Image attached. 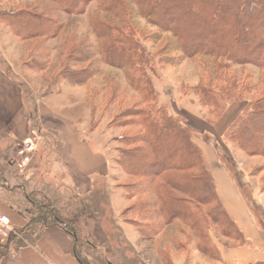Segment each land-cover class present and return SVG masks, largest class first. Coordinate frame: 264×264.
Masks as SVG:
<instances>
[{
    "label": "trees",
    "instance_id": "trees-1",
    "mask_svg": "<svg viewBox=\"0 0 264 264\" xmlns=\"http://www.w3.org/2000/svg\"><path fill=\"white\" fill-rule=\"evenodd\" d=\"M47 1L51 3L46 9L48 14L72 15L83 14L93 1L98 3L97 11L91 14V28L97 40L92 52L97 51L100 62L121 70L126 83L138 94L134 107L119 114H127L123 125L133 131L119 137L123 146L114 149L113 158L125 175L134 179L126 185L128 198L134 199L127 208L134 214L128 223L143 239L151 240V233L159 228L157 217L167 224L180 221L195 233L198 249L209 257L211 250L199 226L205 217L228 229L234 227L243 239L217 196L201 149L193 140L194 130L177 121L158 103L157 92L144 69L145 48L135 39L134 16L156 27L158 39L169 35L161 48L164 53L175 54L169 57V64L182 57L201 63L203 78L193 87L200 103L214 109L220 100L226 99L214 121L229 103L246 101L243 113L224 135L245 154L264 157V0ZM0 21L21 41L35 37L52 39L60 31V23L55 19L23 9L0 12ZM235 65L257 69L262 76L260 83L252 85L238 78L232 72ZM74 77L70 74L63 79L82 83ZM250 93L260 94L249 99L246 95ZM214 200L216 204L212 205ZM35 208L27 230L20 236L31 224L43 228L58 225L78 240L69 220L49 202H37ZM20 236H10L5 245L12 241L21 243ZM77 243L74 249L77 261L90 264ZM217 258L218 250L211 259Z\"/></svg>",
    "mask_w": 264,
    "mask_h": 264
},
{
    "label": "rangeland",
    "instance_id": "rangeland-1",
    "mask_svg": "<svg viewBox=\"0 0 264 264\" xmlns=\"http://www.w3.org/2000/svg\"><path fill=\"white\" fill-rule=\"evenodd\" d=\"M97 4L93 1L87 5L83 14L72 15L62 12L48 14L46 9L51 7V3L47 0H0L2 13L12 9H23L39 16H48L60 23V31L52 39L35 37L21 41L15 38L16 43L10 45L9 41L1 40V47L10 53V59L17 66L16 73L11 67L8 69L14 73L15 81L21 85L24 104L29 111L31 128L29 140L33 144L42 142V139L36 136L41 124L37 116V106L42 104H38V100L42 97H55L63 92V96L67 97L61 104L73 108L74 114L80 116L81 125L84 124L97 141L110 148L113 166L118 170L112 173L113 188L125 197L118 208V218L121 219V223H125L128 237L112 228L110 231L113 234L115 252L121 258V263L201 264L204 261H211V257H216L220 245L244 242L234 227L231 229L223 227L210 217L203 219V223L199 226L211 250L209 257L198 249L195 233L180 221L167 224L162 218L157 217L155 222H158L159 228L151 233V240L143 239L136 228L128 223L129 218H133L134 214L127 208L134 203V199L128 198L126 185L134 179L128 178L113 158L114 149L123 146V139L119 137L131 134L133 131L132 127L123 125L124 120L128 118L127 114L123 116L119 114L134 107L138 94L126 83L121 70L100 62L97 51L92 52L91 47H96L97 40L91 28V14L97 11ZM0 23L5 25L1 21ZM134 23L135 39L145 48L147 64L144 69L152 83L154 81L158 103L164 105L172 117L177 121L181 120L185 125H187L186 116L191 114L204 121L213 122L226 99L220 100L214 109L200 103L198 95L190 86L203 78L204 70L201 63L197 59L196 61L183 57L180 59L176 54L177 60H180L169 64L167 61L174 53L161 51L169 35L165 34L158 39L156 34L158 29L137 16H134ZM5 26L8 28L7 25ZM0 62H3L1 54ZM61 71L63 77L60 75ZM232 72L252 85L254 82L260 83L262 77L257 69L249 65H235ZM70 74H74V78L82 83L63 79ZM248 75L251 78H247ZM259 94L250 93L246 97L254 99ZM202 136L211 140L208 134ZM212 142L219 158L227 165L237 182L247 204L258 217H261L259 209L253 206V197L256 192H264V157L245 154L226 135L222 140L216 141L212 138ZM3 143L0 146L4 148L6 146L8 153L5 155V152H0V155L4 154L6 159L0 164L4 163L8 166L12 162V168L18 169L11 155L14 144L11 140H5ZM0 185L11 186L7 179ZM30 198L33 200L31 196ZM33 201L34 204L38 202L35 199ZM215 204L216 200L212 202V205ZM29 208L33 210L31 205ZM9 245H12V242ZM7 246L5 242H0V252H4Z\"/></svg>",
    "mask_w": 264,
    "mask_h": 264
},
{
    "label": "crops",
    "instance_id": "crops-1",
    "mask_svg": "<svg viewBox=\"0 0 264 264\" xmlns=\"http://www.w3.org/2000/svg\"><path fill=\"white\" fill-rule=\"evenodd\" d=\"M1 40L9 41V45L16 43L9 28L0 23V54L3 57L0 62V144L5 140L14 144L11 155L18 169L12 168V162L8 166L0 164V184L7 179L11 185H0V212L15 228L27 230L29 217L37 209L33 200L47 201L69 220L78 240L61 226L43 228L40 224H31L20 236L21 243L12 241V245L0 252V264H80L74 255L77 241L90 264H122L115 252L110 229L128 237L125 223L118 218V208L125 197L113 188L112 173L118 170L113 166L110 148L81 125L80 116L74 114L73 108L61 104L67 97L62 92L38 100L42 106H37L41 124L36 136L42 142H31L30 161L21 165L15 153L17 147L31 137L29 111L24 104L21 85L8 69L11 67L16 73L17 66L10 59V53L1 47ZM245 107V100L233 101L211 123L191 113L186 116L187 125L195 132L193 140L201 149L203 164L213 178L217 196L244 241L220 245L218 258L201 264H264V192H256L253 197V206L261 213L258 217L212 142V138L223 139ZM203 134L210 135L211 140H205ZM0 149L5 155L8 153L6 146ZM3 155H0V163L6 160Z\"/></svg>",
    "mask_w": 264,
    "mask_h": 264
},
{
    "label": "built area",
    "instance_id": "built-area-1",
    "mask_svg": "<svg viewBox=\"0 0 264 264\" xmlns=\"http://www.w3.org/2000/svg\"><path fill=\"white\" fill-rule=\"evenodd\" d=\"M32 143L24 140L16 149V159L21 165L29 163L32 153ZM24 230L15 228L9 219L0 212V242L6 241L10 236H20Z\"/></svg>",
    "mask_w": 264,
    "mask_h": 264
},
{
    "label": "bare ground",
    "instance_id": "bare-ground-1",
    "mask_svg": "<svg viewBox=\"0 0 264 264\" xmlns=\"http://www.w3.org/2000/svg\"><path fill=\"white\" fill-rule=\"evenodd\" d=\"M216 172H218L217 170H216ZM223 173V172H222Z\"/></svg>",
    "mask_w": 264,
    "mask_h": 264
}]
</instances>
